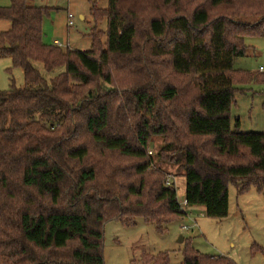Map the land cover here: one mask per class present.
Wrapping results in <instances>:
<instances>
[{"label":"trees","instance_id":"16d2710c","mask_svg":"<svg viewBox=\"0 0 264 264\" xmlns=\"http://www.w3.org/2000/svg\"><path fill=\"white\" fill-rule=\"evenodd\" d=\"M126 1L91 7L93 20L107 21L106 42L91 33L84 51L43 41L49 7L0 6V20L10 22L0 31V57L24 74L23 86L0 89V264H105V222L141 217L162 230L186 215L174 184L152 166V135L164 137L161 150L182 168L187 206L221 219L229 183L264 194V132L240 131L238 120L230 126L235 85L253 76L233 60L245 54L246 34H263L264 0H200L169 18L139 16ZM184 1L162 3L177 9ZM37 63L63 71L46 79ZM174 76L187 78L189 96H180ZM113 83L131 95L104 86ZM192 139L208 142L205 154ZM94 150L132 162L100 175L98 162H87ZM181 264L238 263L186 239Z\"/></svg>","mask_w":264,"mask_h":264},{"label":"rangeland","instance_id":"374dc122","mask_svg":"<svg viewBox=\"0 0 264 264\" xmlns=\"http://www.w3.org/2000/svg\"><path fill=\"white\" fill-rule=\"evenodd\" d=\"M200 0H185L175 9L167 6L162 0H128L124 3L132 7L139 16L151 17L157 15L169 18L178 12L190 10ZM11 0H0V6H7ZM34 5L49 7L42 18V36L45 43H60L62 48L88 50L91 45V33L97 34L101 42H106V19L93 20L90 15L92 6L105 8L108 0H31ZM67 13L73 15V24L68 25ZM80 14L83 16L80 18ZM10 27V22L0 20V31ZM138 41H142L138 39ZM245 54L233 60V67L243 70L253 76L236 84L234 102L230 108V126L234 130L239 121L238 130L264 132V80L259 77L264 74V26L263 34L248 33L244 36ZM141 46V42L139 43ZM139 50H137L138 52ZM138 56V53H137ZM37 68L50 79L57 72L63 71L58 67L50 72L45 71L40 63ZM257 76L259 78H257ZM178 85L180 96H189L186 85L182 84L187 78L174 76L170 79ZM23 86L24 74L20 67H12L11 59L0 57V89H9L11 85ZM106 88L122 90L119 98H128L129 89L123 90L119 84L105 85ZM182 97V98H183ZM139 117L144 113L137 111ZM133 123V119L129 120ZM135 123V122H134ZM132 125V124H131ZM199 156L208 142L204 139H192ZM167 141L161 135H152L147 148V154L152 152L153 168L162 175L170 178L176 187L177 197L183 199L185 180L179 164L170 161V153L161 150ZM96 150L92 151L87 162L96 163L101 167V173L108 174L111 170L122 166L128 168L132 160L116 153H106L100 157ZM101 158V159H99ZM173 159V158H172ZM103 162H105L103 164ZM125 174V172H124ZM122 179L126 175H120ZM187 215L179 216L168 222L160 223L159 230L152 222L141 217L134 224L127 225L119 220H110L103 225V258L105 264H152V260L165 258L167 264H181L183 248L186 239L200 253L211 256H228L238 264H264V256L259 247L264 249V194L250 185L245 191L238 192L234 183L228 184V214L217 219L205 214L203 207L192 206ZM163 211V209H159ZM158 211V212H159ZM163 218V217H161ZM185 225L188 228L182 229ZM183 236L182 242L178 241Z\"/></svg>","mask_w":264,"mask_h":264},{"label":"built area","instance_id":"2783aa9c","mask_svg":"<svg viewBox=\"0 0 264 264\" xmlns=\"http://www.w3.org/2000/svg\"><path fill=\"white\" fill-rule=\"evenodd\" d=\"M67 19H68V25H72L73 24V15L71 13H67ZM54 43L58 44L60 46V43L57 41H54ZM166 184H171L173 182L170 181V178L167 177L165 180ZM186 203V202H185ZM188 227L183 225L182 229H187Z\"/></svg>","mask_w":264,"mask_h":264},{"label":"crops","instance_id":"0c3cea01","mask_svg":"<svg viewBox=\"0 0 264 264\" xmlns=\"http://www.w3.org/2000/svg\"><path fill=\"white\" fill-rule=\"evenodd\" d=\"M82 16H83V15L80 14V18H81ZM177 199H178V197H177ZM178 202H179L180 206L183 207V208L186 210V215L189 213V210H190V209H194V208H192V206H187V204L185 203V199H184V191H183V199H182V200H179V199H178ZM193 207H194V206H193Z\"/></svg>","mask_w":264,"mask_h":264},{"label":"water","instance_id":"95a60500","mask_svg":"<svg viewBox=\"0 0 264 264\" xmlns=\"http://www.w3.org/2000/svg\"><path fill=\"white\" fill-rule=\"evenodd\" d=\"M182 240H183V236L180 235L179 238H178V241H179V242H182Z\"/></svg>","mask_w":264,"mask_h":264}]
</instances>
